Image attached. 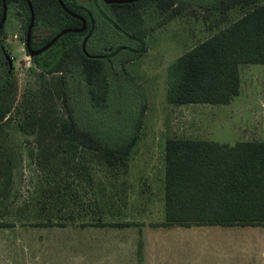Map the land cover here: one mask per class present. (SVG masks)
I'll use <instances>...</instances> for the list:
<instances>
[{"label": "rangeland", "instance_id": "1", "mask_svg": "<svg viewBox=\"0 0 264 264\" xmlns=\"http://www.w3.org/2000/svg\"><path fill=\"white\" fill-rule=\"evenodd\" d=\"M65 1L83 5L94 14L97 22L83 37V44L106 60L111 81L109 106L97 110L80 70L68 75L69 100L76 118L83 128L100 131L113 143L117 136L122 140L134 134L135 118L144 109L140 139L127 166L109 167L95 152H86L84 161L79 156L69 170L44 162L35 135L23 129L27 102L34 101L40 92L41 71L26 49L28 18L17 2L12 3L0 41V83L7 77L16 82L11 110L0 124V142L10 153L13 169L11 187L0 195V223L10 225L0 229V264H179L186 257L180 259L175 254L183 248L184 240L193 241L194 258L201 250L195 248L200 247L196 242L208 244L220 234L227 235V264H264V227H154L165 221L168 139L231 146L264 141V65L241 68V95L229 105L176 107L167 101L168 68L222 29L227 17L238 19L246 11L238 7L227 14L211 7L216 0H180L182 13L173 17L175 6L145 5L141 9L146 29L144 48L124 64L119 56L108 58V53L130 48L134 42L113 23L109 5L103 0ZM55 32L50 26H37L34 34L39 41ZM61 50L59 43L43 56ZM61 159L64 157L59 163ZM80 165L88 167L94 180L92 188L78 177ZM59 188L65 189L64 194L77 193L78 203L72 198L65 203L57 199L53 191ZM3 190L0 175V192ZM94 201H99L100 209ZM100 220L134 226H83ZM51 222L65 223L66 227L40 226ZM204 256L213 260L215 254L204 248Z\"/></svg>", "mask_w": 264, "mask_h": 264}, {"label": "trees", "instance_id": "2", "mask_svg": "<svg viewBox=\"0 0 264 264\" xmlns=\"http://www.w3.org/2000/svg\"><path fill=\"white\" fill-rule=\"evenodd\" d=\"M63 1L73 14L86 20L87 29L83 33L63 36L54 45L61 43V52L33 58L41 71L42 85L36 99L27 102L28 112L23 129L35 135V144L44 154V162L50 165L59 164L69 170L79 156L84 161L86 152H95L100 161L109 167L127 166L140 139L145 110L142 109L135 118L134 134L122 140L117 136L113 143L100 131L80 125L69 100L68 75L80 70L88 86L91 104L97 110H106L109 106L111 81L106 60L83 46V37L97 22L94 14L83 5H70ZM179 1L141 0L109 5L114 16L113 23L134 44L130 48L120 47L110 51L108 58L119 56L118 59L126 64L142 53L146 29L141 9L145 5L154 2L159 8L175 6L173 17H177L183 9L179 7ZM15 2L24 10L28 28L31 13L27 1L7 0L8 8ZM31 2L36 19L32 36L35 50L47 46L62 31L83 27V22L64 11L58 0ZM211 7L227 14L238 7L246 12L238 19L227 17L222 29L168 68L167 101L170 105H229L241 95V67L264 65V0H216ZM37 26H50L56 32L35 43ZM4 29L0 33V41ZM126 51L128 56L124 55ZM15 88L16 82L10 77L0 83V124L11 110ZM62 109L64 111L61 112ZM104 130L108 131L107 128ZM165 151V221L154 227H264V141H242L231 146L207 140L170 138L166 141ZM61 157L64 159L59 163ZM80 166L78 177L92 188L94 180L88 167ZM56 171L61 176L60 170ZM0 175L4 178L1 195L10 189L13 182L10 153L1 142ZM64 192L65 189L59 188L53 191V195L63 203L70 198L78 203L77 193ZM94 202L100 209L99 201ZM44 224L40 226L66 227L65 223ZM8 226V223H0V229ZM83 226L127 228L134 225L108 224L100 220L97 224L84 223Z\"/></svg>", "mask_w": 264, "mask_h": 264}, {"label": "crops", "instance_id": "3", "mask_svg": "<svg viewBox=\"0 0 264 264\" xmlns=\"http://www.w3.org/2000/svg\"><path fill=\"white\" fill-rule=\"evenodd\" d=\"M250 66V65H248ZM242 68V67H241ZM241 77H242V70H241ZM241 89H242V83H241ZM203 227H207V226H203ZM203 227H196V228H203ZM175 228V227H173ZM183 228V227H181ZM194 228V227H192ZM227 228V227H226ZM233 228V227H232ZM244 228V227H241ZM247 228V227H245ZM164 229H172V228H164ZM186 236V238H188L190 236V234L184 235ZM208 244H205L203 242H199L196 244L200 245V247H195L201 250L199 252H196V256L193 258L192 255L194 253H191V251L193 250L194 247V243L193 241L186 239L184 240L181 245H182V249L180 251H177V253L175 254V257H178L180 259L183 258V256L186 257V259L184 260H180L178 261L179 264H227V252H228V244H227V235L226 234H220L217 237H212L210 238ZM215 241V242H214ZM202 245V246H201ZM204 248L206 250H209L212 254H215V257H213V260H210L209 258H205L204 256ZM148 249V247H147ZM215 251V252H213ZM190 254H191V258H190ZM210 263H207L209 262ZM195 261V262H192ZM177 263V262H175Z\"/></svg>", "mask_w": 264, "mask_h": 264}, {"label": "water", "instance_id": "4", "mask_svg": "<svg viewBox=\"0 0 264 264\" xmlns=\"http://www.w3.org/2000/svg\"><path fill=\"white\" fill-rule=\"evenodd\" d=\"M27 5L29 7L30 13H31V19H30V24L28 27L27 31V36H26V48L31 57L39 56L45 53L47 50H49L60 38L63 36L70 34V33H83L87 29V22L84 18L73 14L66 6L65 2L63 0H58L60 6L63 8L64 11H66L69 15L72 17L79 19L83 22V27L79 30H65L62 31L58 36H56L47 46H45L43 49L39 51H34L32 48V36H33V30L35 28V12L33 8V4L31 0H26ZM107 5H120V4H131L135 2H139L141 0H103ZM3 15H2V20L0 23V33L3 30L4 26L6 25L7 17H8V5H7V0H3ZM84 49L85 45H84Z\"/></svg>", "mask_w": 264, "mask_h": 264}, {"label": "flooded vegetation", "instance_id": "5", "mask_svg": "<svg viewBox=\"0 0 264 264\" xmlns=\"http://www.w3.org/2000/svg\"><path fill=\"white\" fill-rule=\"evenodd\" d=\"M4 27H5V26H4ZM85 31H86V30H85ZM42 39H43V38H41L39 41H37V40H36V35H35L34 42H35V43L41 42ZM60 39H61V38H60ZM60 39H59V40H60ZM59 40H58V41H59ZM58 41H57V42H58ZM57 42H56V43H57ZM32 43H33V41H32ZM56 43H55V44H56ZM55 44H54V45H55ZM54 45H53L52 47H54ZM52 47H51V48H52ZM32 48H33V45H32ZM43 48H44V47H43ZM43 48H42V49H43ZM51 48H50V49H51ZM26 49H27V48H26ZM50 49H49V50H50ZM33 50H34V51H39V50H41V49H39V50H35V49L33 48ZM49 50H47V51H49ZM47 51H46V52H47ZM27 52H28V51H27ZM46 52H45V53H46ZM45 53H43V54H45ZM43 54H42V55H39V56H43ZM39 56H35V57H39ZM35 57H32V59L35 58Z\"/></svg>", "mask_w": 264, "mask_h": 264}]
</instances>
